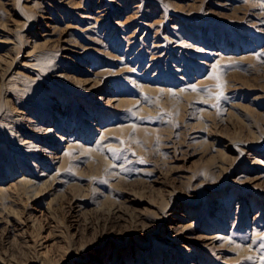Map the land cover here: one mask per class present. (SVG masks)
<instances>
[{
	"label": "rangeland",
	"instance_id": "374dc122",
	"mask_svg": "<svg viewBox=\"0 0 264 264\" xmlns=\"http://www.w3.org/2000/svg\"><path fill=\"white\" fill-rule=\"evenodd\" d=\"M0 264H264V0H0Z\"/></svg>",
	"mask_w": 264,
	"mask_h": 264
}]
</instances>
